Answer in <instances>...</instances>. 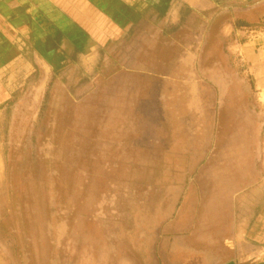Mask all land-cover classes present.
Returning a JSON list of instances; mask_svg holds the SVG:
<instances>
[{"label": "rangeland", "instance_id": "rangeland-1", "mask_svg": "<svg viewBox=\"0 0 264 264\" xmlns=\"http://www.w3.org/2000/svg\"><path fill=\"white\" fill-rule=\"evenodd\" d=\"M214 18L167 97L27 38L0 81V264H264V0Z\"/></svg>", "mask_w": 264, "mask_h": 264}, {"label": "crops", "instance_id": "crops-1", "mask_svg": "<svg viewBox=\"0 0 264 264\" xmlns=\"http://www.w3.org/2000/svg\"><path fill=\"white\" fill-rule=\"evenodd\" d=\"M217 1L0 0V81L9 67L24 64L29 36L61 34L64 45L86 61L111 58L117 67L113 81L162 84L159 91L167 97L163 82L183 81L162 68L188 67L191 79V68L197 67L204 50L200 44L207 43L211 33ZM204 6L215 7L208 12ZM161 40L172 44L175 62L161 55L166 48L152 45ZM6 84L0 97L6 94Z\"/></svg>", "mask_w": 264, "mask_h": 264}, {"label": "trees", "instance_id": "trees-1", "mask_svg": "<svg viewBox=\"0 0 264 264\" xmlns=\"http://www.w3.org/2000/svg\"><path fill=\"white\" fill-rule=\"evenodd\" d=\"M242 25V24H241ZM241 25H239V24H234V26L236 27V28H239Z\"/></svg>", "mask_w": 264, "mask_h": 264}]
</instances>
